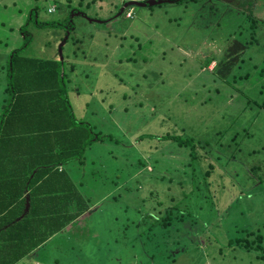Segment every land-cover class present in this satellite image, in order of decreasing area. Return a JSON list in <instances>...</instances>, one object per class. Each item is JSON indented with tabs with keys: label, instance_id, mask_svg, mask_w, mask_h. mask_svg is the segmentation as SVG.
Wrapping results in <instances>:
<instances>
[{
	"label": "rangeland",
	"instance_id": "374dc122",
	"mask_svg": "<svg viewBox=\"0 0 264 264\" xmlns=\"http://www.w3.org/2000/svg\"><path fill=\"white\" fill-rule=\"evenodd\" d=\"M67 2L0 0V111L8 97L7 60L29 35L24 56L78 64L74 112L118 138L123 147L110 150L122 159L101 150L108 169L99 176L108 177L106 183L96 180L111 188L102 193L107 198L66 227L74 236L58 235L60 241L19 264H264L257 251L229 245L243 230L264 236V180L247 174L259 166L264 177V77L257 75L259 69L264 73V0L253 9L260 27L255 34L230 10L237 0H125L124 15L114 14L121 0ZM68 14L73 28L62 23ZM45 20L56 25H38ZM253 36L258 40L249 43ZM206 59H213L209 67ZM110 102L115 105L109 120ZM166 132L209 142L211 178L204 176L209 166L199 161L192 178L189 148L139 137ZM138 157L146 166L129 178ZM154 202L185 219L167 232L156 225L147 239V216L157 215ZM135 216L147 221L128 224Z\"/></svg>",
	"mask_w": 264,
	"mask_h": 264
},
{
	"label": "trees",
	"instance_id": "16d2710c",
	"mask_svg": "<svg viewBox=\"0 0 264 264\" xmlns=\"http://www.w3.org/2000/svg\"><path fill=\"white\" fill-rule=\"evenodd\" d=\"M69 1L71 0H68L67 4H70ZM140 1L148 0H138ZM237 1L238 8L232 5L230 10L242 19L240 26L248 25L247 31L255 34L260 27L255 28L258 19L253 15V9L260 4V0ZM124 3L125 0H121V7L115 5L117 12L114 14H126L127 7L135 5L137 1L125 8ZM113 18L115 17L109 19ZM70 19L72 16L68 14L62 21L64 26L72 27L70 24L73 20ZM38 25L48 27L56 25V22L45 20L40 21ZM25 28L26 25L21 31L26 32ZM30 38L31 36L25 35L23 45L10 55L6 65L8 69L4 93L8 97L3 98L5 102L0 111V264L21 263L25 257H32L31 253L39 245L57 233L74 236L71 227H66L88 212V215H91L93 209L101 203L100 200L107 198L102 193L111 191V188L106 189L103 185L97 186L96 178H104L102 183H106L105 178L108 177L99 176L102 170L108 169L106 155H103L101 150H110L112 146L123 147L120 140L111 133L106 134L98 125L76 116L71 95L74 91L80 92L76 83L78 64L66 62L59 57L24 56L22 52L31 42ZM252 39L249 43L257 41L258 37L253 36ZM212 61L213 59H206L205 63L209 67ZM256 66L254 64V67ZM257 75L264 77L263 70L259 69ZM109 104L106 112L110 120L111 116H114L115 104L112 102ZM86 105H90L89 101ZM123 109L129 111L130 107ZM110 122L111 126H117ZM219 133L222 134V131ZM139 137L158 138L189 148L191 161L186 165L191 167L192 178L196 173L197 161L204 168L209 166L206 171L204 169V176L211 178L214 165L206 161L211 159L210 154H207L209 142L206 139L170 132L161 135L141 134ZM108 140H111V143ZM132 144L126 143L128 147ZM110 151L116 160L122 159L119 151ZM137 153L141 156L139 152ZM232 159L233 156H230L227 161ZM137 160L130 164L129 178L146 166L144 164L146 161L142 160V157H138ZM121 169L113 172L114 178H120ZM261 169L259 166L249 168L247 173L249 178H257L258 182L263 181L264 177L258 172ZM113 198L117 199L116 196ZM127 206L131 207L129 204ZM153 207L158 216L153 213L147 216L152 222L149 230H146L149 231L147 239H152L156 225L162 226V232H167L171 229L168 225L185 219V214L181 212L178 213V218L174 212L172 215L169 206L162 211V207L154 202ZM138 211L140 212V209ZM146 221V218L128 219V224L135 222L134 225L137 226L140 222ZM243 231L242 236L235 237V240L231 238L229 245L232 246L234 243L245 250L257 251L259 258L264 257V236H254V232L252 234L250 230ZM164 236L167 237L166 234H163Z\"/></svg>",
	"mask_w": 264,
	"mask_h": 264
},
{
	"label": "crops",
	"instance_id": "0c3cea01",
	"mask_svg": "<svg viewBox=\"0 0 264 264\" xmlns=\"http://www.w3.org/2000/svg\"><path fill=\"white\" fill-rule=\"evenodd\" d=\"M62 231H64V229H63ZM60 233H61V232H60ZM60 233L55 234L54 236L50 237L45 243L39 245V246L36 248V250H34V251L31 253V254H32V257H35V256L37 255L38 252L43 253L44 251H46L48 247L52 246V242H54V241H60L61 238L58 237V235H60ZM44 248H45V249H44ZM32 257H27V258L25 257V259H23V260L21 261V263H26L25 260L29 261V260H31ZM35 260H37V259H35Z\"/></svg>",
	"mask_w": 264,
	"mask_h": 264
},
{
	"label": "built area",
	"instance_id": "2783aa9c",
	"mask_svg": "<svg viewBox=\"0 0 264 264\" xmlns=\"http://www.w3.org/2000/svg\"><path fill=\"white\" fill-rule=\"evenodd\" d=\"M128 15H131V13L129 12Z\"/></svg>",
	"mask_w": 264,
	"mask_h": 264
}]
</instances>
